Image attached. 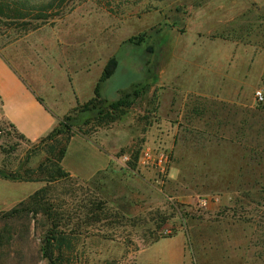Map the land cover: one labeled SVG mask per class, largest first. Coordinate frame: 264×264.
Returning <instances> with one entry per match:
<instances>
[{
	"label": "rangeland",
	"instance_id": "obj_1",
	"mask_svg": "<svg viewBox=\"0 0 264 264\" xmlns=\"http://www.w3.org/2000/svg\"><path fill=\"white\" fill-rule=\"evenodd\" d=\"M30 1L46 4L47 18L0 16V53L60 120L95 97L112 57L119 66L101 95L127 105L114 121L74 128L113 152L109 169L0 183V201L47 186L50 212L0 210V264H50L42 245L53 223L71 242L68 264H173L181 243L185 264H264V0ZM96 141L75 137L66 165ZM146 143L171 152L159 188L137 163ZM45 156L0 122V169L23 172Z\"/></svg>",
	"mask_w": 264,
	"mask_h": 264
},
{
	"label": "trees",
	"instance_id": "obj_2",
	"mask_svg": "<svg viewBox=\"0 0 264 264\" xmlns=\"http://www.w3.org/2000/svg\"><path fill=\"white\" fill-rule=\"evenodd\" d=\"M15 2L4 1L0 6V16L6 18H29L33 13L32 19H45L46 4H34L30 0L21 2L22 8L14 7ZM17 8V9H16ZM24 8V10H23ZM23 10V11H22ZM35 11H37L35 14ZM28 12V13H27ZM33 12V13H32ZM18 16H13V14ZM32 13V14H31ZM152 51V47H149ZM119 66V60L112 57L105 66L103 77L95 88V97L82 106L75 108V111L63 117L49 134L38 139L44 146L45 158L36 166L28 167L21 172L22 165L13 171L0 169V178L13 181H45L48 184L60 179L71 177L70 173L63 167V159L66 155L68 144L74 135V128H81L89 125L91 122H98L102 125L114 121L113 114L127 105L126 100L118 99L109 101L101 95V85L107 79H110ZM12 126V125H11ZM13 127V126H12ZM16 130V129H15ZM17 131V130H16ZM87 134V132H84ZM19 137L32 141L20 132ZM48 187H42L28 198L22 200L14 208L1 212L3 217H14L17 214H28L39 212L50 215L47 199ZM67 249L71 248V242L67 239L65 233L60 230L58 223H53L45 233L42 251L48 258L50 264H68L64 259Z\"/></svg>",
	"mask_w": 264,
	"mask_h": 264
},
{
	"label": "crops",
	"instance_id": "obj_3",
	"mask_svg": "<svg viewBox=\"0 0 264 264\" xmlns=\"http://www.w3.org/2000/svg\"><path fill=\"white\" fill-rule=\"evenodd\" d=\"M6 121L10 126L18 132L24 134L26 138L35 141L49 134L55 127L58 126L60 115L52 109L45 101L44 97L34 90L30 83L24 80V77L16 70V68L8 62V60L0 53V122ZM82 137L86 141L95 140L96 136H88L87 134H76L72 137L68 144L66 155L62 164L71 177H75L82 181L92 179L101 171L107 170L113 163V152L108 148L104 149L103 145L99 144H80L76 147L77 160L73 169L66 165L69 155V148L75 137ZM99 153L104 156L103 163L98 166L94 162H89L86 158L87 153ZM34 181H13L0 178V183H5L8 186L16 183L19 184L31 183ZM40 182V181H39ZM36 188L32 192H28L24 197L18 199H4L0 201V210L8 211L17 206L22 200L34 194L41 189V184L38 182ZM161 240V239H160ZM160 240L154 242L155 245ZM173 264H185V256L182 243L175 249L174 253L168 255V258H173ZM137 264V263H136Z\"/></svg>",
	"mask_w": 264,
	"mask_h": 264
},
{
	"label": "built area",
	"instance_id": "obj_4",
	"mask_svg": "<svg viewBox=\"0 0 264 264\" xmlns=\"http://www.w3.org/2000/svg\"><path fill=\"white\" fill-rule=\"evenodd\" d=\"M258 98L264 99V95L261 91H258ZM171 152L162 143H146L141 148L137 163L140 167L153 170L155 176L153 183L158 188L165 184L166 179L169 176V169L171 163ZM129 159V156H125V160ZM208 199H201V205H207Z\"/></svg>",
	"mask_w": 264,
	"mask_h": 264
}]
</instances>
